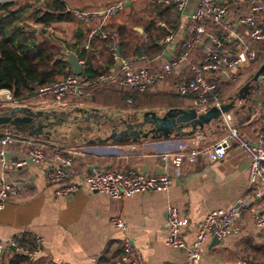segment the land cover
Wrapping results in <instances>:
<instances>
[{"label": "crops", "instance_id": "0c3cea01", "mask_svg": "<svg viewBox=\"0 0 264 264\" xmlns=\"http://www.w3.org/2000/svg\"><path fill=\"white\" fill-rule=\"evenodd\" d=\"M20 1L22 0H18ZM59 1L64 5L66 12L72 15L74 22L53 23L45 27L27 19L25 26L32 22L38 28L28 32L26 26V38L37 43L51 40L53 39L49 36L51 30L67 26L71 36L65 41L66 45L63 49L57 47L67 59L68 54L72 53L78 64L82 66L83 62L78 60L77 55L71 50V46L75 45L78 28L84 31L85 39L90 41L91 31H99L114 22L126 23L132 15L148 4H156L157 0ZM217 1L230 3V0ZM43 2L40 0L41 4ZM120 2L124 5L123 10L107 19L99 16L85 24L74 15L75 12L102 11ZM198 2L199 0H187L181 15L173 12L175 17L171 22H174V30L171 28L172 25H166L163 21L157 22H163L166 25L164 28L157 27V22L155 23L156 28L168 30V34L159 40L162 50L157 56L149 58L146 54H141L149 62L141 61V56L130 59L137 61L139 66L147 65L151 69H156L160 66L163 53H167L168 57L176 55L181 42L188 35L187 16L196 10ZM71 24H77L73 31ZM39 28L41 30H38ZM206 28L211 34L220 35L221 30L209 28L207 23ZM133 31L136 32L138 42L146 44L147 36L143 29L133 28ZM239 31L246 38L247 30ZM170 35L172 38L169 44L160 43ZM96 39L103 40L98 36ZM84 48L89 50L87 42ZM228 49L234 51L232 47ZM204 50L205 47H201L191 54L189 61L192 65L200 64ZM199 53L200 57H198ZM114 63L113 59V64L107 72L113 68ZM249 68L250 65L245 64L241 72L245 74ZM191 79L192 74L187 68L179 74L169 76L164 83L155 86L149 93L154 95L171 92L170 90L177 84ZM218 83L228 84L222 81ZM90 96V93L86 92L83 100L87 102ZM105 100L114 102L116 99L109 96ZM190 104V98L184 97L182 106L176 107L191 109ZM239 104L238 110L231 114L233 120L236 118L238 123L242 122V128L258 120L259 105L253 106L254 111L252 109L248 113L242 110L245 105L241 107L242 104ZM172 107L175 106H156L151 110L164 112ZM141 110L146 108L137 111ZM224 133L219 118L211 121L203 130L179 138L145 139L121 144L91 143L88 148H84L83 143H78L83 149L79 148L73 152V163L70 168L75 175H84L94 170L133 169L145 176L171 177V185L165 191L136 194L123 199H111L103 194L91 193L86 187H82L69 197L56 196L55 186L46 182L41 167L30 162L17 169L3 168L0 165V176L17 189V195L0 210V243L2 244L0 264H13L17 258H22L14 249L5 245L6 240L21 238L19 244L31 250L34 248L35 237L41 238L43 244L40 253L31 264H113L122 254L125 238L137 249L142 264H185L187 248L194 242L205 216L211 210H224L235 206L241 199H244L247 205L237 216L233 231L221 240L209 237L201 248L200 264H264V232L255 225L253 218L254 212H264V196L258 197L253 189L248 188L249 160L240 148L233 146L223 160L215 163H209L201 157L194 163L184 160L178 175L171 163L164 162L161 157L165 153H176L178 145L183 142L193 148L207 147L219 140ZM50 139L56 141L57 143L53 142L55 144L60 142L65 147L72 148L71 144H65V140L52 139V135L48 140ZM256 141L257 139L248 142ZM26 149L25 144H12L4 150L5 157L11 161L23 158ZM47 156L52 157L50 153H47ZM169 207L179 211L182 217L181 235L185 245L183 248H169L165 245L168 238L167 208ZM115 217L125 223L126 231L118 232L114 229L111 219Z\"/></svg>", "mask_w": 264, "mask_h": 264}, {"label": "built area", "instance_id": "2783aa9c", "mask_svg": "<svg viewBox=\"0 0 264 264\" xmlns=\"http://www.w3.org/2000/svg\"><path fill=\"white\" fill-rule=\"evenodd\" d=\"M13 0H0V3ZM157 5L174 6V13L181 15L185 10L187 0H157ZM124 8L122 2L108 7L102 11L75 12L74 15L81 22L87 24L94 18L109 17L119 14ZM242 9V10H241ZM264 14V0H230L229 2L217 0H199L197 8L189 16L188 35L179 48V52L171 57L163 53L160 66L151 69L147 65L139 66L137 61L121 57L114 44L109 46V51L114 59V66L108 72L94 80L92 86H115L120 89H129L137 93L151 91L155 86L173 74H179L187 69L192 74L188 82L177 84L171 92L176 95L190 98L191 109L197 114H204L210 108H219L224 102L220 99L217 87L218 82L244 84L246 75L241 72L243 65H250L255 60V53L250 49L247 39L252 42H264V27L260 25ZM210 21L217 26L220 35L211 34L206 23ZM156 26L164 28L163 22H157ZM240 29L247 30L246 38L240 34ZM97 35L100 39H107L104 34H97L93 30L89 38ZM171 35L160 41L167 45L171 41ZM145 40V36L143 35ZM205 47L204 56L198 66L192 65L190 56L198 48ZM234 48V51L228 49ZM141 61L149 62L145 56ZM89 84L80 76L70 74L63 80L37 90L36 97L46 107L65 110L69 100L81 101L86 96ZM0 103L8 104V109L16 107L31 108V103H18L7 90L0 91ZM40 102V103H41ZM131 103V100H127ZM224 135L217 141L204 148H193L183 142L178 145L176 153L163 154L162 160L171 163L176 175L179 174L182 162L186 160L194 163L199 157L209 163H215L225 158L228 150L233 146L247 156L249 160L247 186L253 189L258 197L264 196V133L255 143L245 140L234 125L233 116L230 113L220 117ZM15 143L27 145L25 157L15 161L5 157L4 150ZM47 153L51 154L48 158ZM73 152L59 144L48 140L29 137L9 129H0V165L3 168H21L28 162L42 168L44 179L50 185L55 186L56 196L69 197L76 194L82 187H86L91 193L108 196L111 199H123L136 194H147L165 191L171 185V177L145 176L135 170H101L92 171L84 175H75L70 171L73 163ZM17 195V189L0 176V210L13 197ZM246 201L241 199L235 206L224 210H211L204 218L196 233L194 242L187 248L185 264H200L201 248L209 237L221 240L233 231V224L246 206ZM255 225L264 232V212L253 213ZM111 224L118 232L126 231L125 223L118 217L111 219ZM182 217L175 208H167V234L165 245L169 248L185 247L182 238ZM21 238L6 240L5 245L14 249L22 258L21 264H31L40 253L43 240L35 237L34 248L22 247ZM2 244L0 243V257ZM113 264H142L137 249L130 240H123L121 256Z\"/></svg>", "mask_w": 264, "mask_h": 264}, {"label": "trees", "instance_id": "16d2710c", "mask_svg": "<svg viewBox=\"0 0 264 264\" xmlns=\"http://www.w3.org/2000/svg\"><path fill=\"white\" fill-rule=\"evenodd\" d=\"M43 1V4L40 0H26L25 2L15 0L0 3V91H9L12 98L21 104L31 102L36 97L38 89L52 85L73 74L67 57L54 42L43 40L37 43L28 41L26 38L27 30L24 23L27 19L45 27L53 23L74 22L72 15L66 12L59 0ZM173 12V5L148 4L132 15L126 23L114 22L102 27L97 34H105L107 39L103 40H97V35H94L92 40L87 41L84 31L78 28L75 45L71 46V50L77 55L78 60L83 62L80 77L89 84L86 92L90 93L92 101L98 96L104 99L110 96L115 97L116 102L131 105L135 110L165 105L175 106L169 109H180L176 106H182L184 97L174 95L172 92L152 95L147 91L140 94L114 86L90 85L112 66L113 57L109 51L111 44L115 45L121 57L138 58L141 54H146L149 58L157 56L162 50L159 40L168 34V30L156 28L155 23L163 21L166 25H172L171 28L174 30V22H171V19L175 17ZM207 25L209 28L220 30L210 21ZM260 25L264 27V14ZM133 28L143 29L147 36L146 44L138 42ZM246 39L250 49L255 53V60L245 71V83L251 80L253 74L264 62V42H252ZM86 42L89 44V50L84 48ZM200 53L202 54V51ZM241 86L232 83L224 85L217 83L221 101H226L232 95L231 93L235 90L237 92ZM260 94H263L262 90ZM259 95L253 100L251 91L245 93L243 103H246V106L242 109L243 111L249 113L253 106H260V115L256 122L243 128L242 122L239 123L240 135L247 141L256 140L264 133V94ZM127 100H131V103ZM22 260L23 258H17L13 264H21Z\"/></svg>", "mask_w": 264, "mask_h": 264}, {"label": "water", "instance_id": "95a60500", "mask_svg": "<svg viewBox=\"0 0 264 264\" xmlns=\"http://www.w3.org/2000/svg\"><path fill=\"white\" fill-rule=\"evenodd\" d=\"M67 62L75 76L82 74L81 66L72 53L68 54ZM263 84L264 62L253 74L251 80L244 83L219 108H210L204 114H197L193 109H169L161 115H157L155 112H146L141 121L133 123L124 119L115 121L108 118L107 115H100L79 108L73 111L57 112L33 111L26 107H16L0 113V129H9L29 137H43L48 140L52 131L58 126L62 127L69 123L75 113L81 117L79 122L105 118L107 124H109L108 133L106 130V134L97 136L91 140V143L121 144L145 139L179 138L193 135L195 132L203 130L211 121L219 119L223 114L237 110L239 108L237 103L244 102L245 93L251 91L253 93L251 99L254 100L263 89ZM243 105L245 104H242L241 107H244ZM96 131L99 134L101 133L99 128Z\"/></svg>", "mask_w": 264, "mask_h": 264}, {"label": "rangeland", "instance_id": "374dc122", "mask_svg": "<svg viewBox=\"0 0 264 264\" xmlns=\"http://www.w3.org/2000/svg\"><path fill=\"white\" fill-rule=\"evenodd\" d=\"M22 1L24 2L25 0H22ZM26 26H27L28 32H30L31 29L38 28V27H35L36 25H34L32 22H29V24ZM71 26H72V31H73V28H76L77 24H74V25L71 24ZM38 30H41V28H39ZM50 32H51L50 33L51 35L49 36L53 38L51 39V41L54 42L56 46H59V48L63 49V47H65L66 45L65 41L69 40L71 36V31L69 32V29L67 28V26H65V27H62L61 29L51 30ZM235 91L232 93V95L235 94ZM262 93L264 94V84H263ZM262 95L260 94L259 96H262ZM0 97L2 98L3 96H0ZM40 102L41 101L38 99H35L29 102L32 104L30 109L33 111L61 112V111H70V110L73 111L74 109L79 108V109L86 110L89 112H96L100 115H107L108 118H111L115 121H118L119 119H124L127 121H131L133 123L141 121L144 118L146 112H155L157 115H161L163 113V111L151 110V108L146 109V110L137 111L133 109L131 105H127V104H123V103H119L115 101L111 102L109 100H105L102 97L100 98L99 96L95 97V100L93 101L91 100V98H88L87 102L86 100H81L79 102L75 100H69L68 101L69 108L67 107L65 110L48 108L46 107V105ZM239 103L240 102L237 103V106H240ZM241 104H245L246 106V103L241 102ZM8 107L9 106L7 103L5 104L0 103V113L7 111ZM235 112L236 110L233 111V114ZM79 120H81V117L78 114L74 113L69 123H67L66 125H63L62 127L60 126L56 127L52 131V134H51L52 139L55 138V139L65 140L66 141L65 144L67 143L71 144L72 148H67L64 145H62V143L58 142L59 145L63 146L65 149H69L70 152H74L75 150H78L79 148L83 149V146H81V144L79 146L78 143H83L84 148H88L89 145H91V140L95 139L97 136L101 134H106V130H107V133L109 131V124H107L105 118L97 119V120H88L86 122L84 121L79 122ZM233 122L240 133V127H239V123L237 119L235 118ZM97 128L101 129L100 134L97 133L96 131ZM40 139L46 140L43 137ZM50 141L56 142L51 139Z\"/></svg>", "mask_w": 264, "mask_h": 264}]
</instances>
